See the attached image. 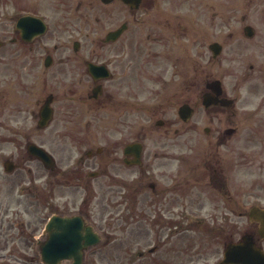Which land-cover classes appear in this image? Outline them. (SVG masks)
Segmentation results:
<instances>
[{
    "label": "flooded vegetation",
    "instance_id": "1",
    "mask_svg": "<svg viewBox=\"0 0 264 264\" xmlns=\"http://www.w3.org/2000/svg\"><path fill=\"white\" fill-rule=\"evenodd\" d=\"M159 3L101 1L115 20L107 31L92 24H99L102 18L98 15L92 20L94 8H86V0H18L16 16L12 20L6 16L0 36V187L11 193L17 190L19 201L13 211L9 205L0 207V235L5 237L0 240V250L8 247L10 237H27V248L34 244L39 254V242L50 218L72 215L68 203L64 207L57 205L59 177L89 185L90 197L83 200L77 213L87 223H91L90 207L98 198L95 184L104 188V177L109 178V183L128 189L129 194L120 197L122 201L130 198L135 219L142 216L138 197L143 199L140 192L146 186L147 220L155 229V245L148 249L151 255L185 229V171L192 162L198 173L197 182L205 181L217 190L226 188L227 203L232 200L233 141L259 143L264 131V123H255L264 117V99L259 106H250L264 87V64L259 68L252 62L260 56L264 63V0H194L187 15L183 0H167L168 5L162 7L163 17L157 12ZM79 12L82 15L72 21ZM187 58H193L195 65L194 78L189 83V92L195 98L182 104L192 107V118L182 122L191 124L197 134L183 137L182 128L174 136L163 134L159 136L163 139L160 151H149L145 159L143 146L139 157L133 146L138 142L136 126L132 130L139 85L149 83L152 92L166 96V101L171 93L184 92ZM162 59L174 66L171 75L168 65L163 73H153L159 69L155 62ZM233 62H250L237 77V94H242L243 89L250 99L245 106H236L238 95L236 100L221 102L231 94L217 72L223 73ZM226 63L225 69L222 64ZM257 72L261 79L254 75ZM153 74L159 76L152 77ZM218 79L223 82L220 96ZM206 94L217 104L204 106ZM166 101L155 106H169ZM46 106L51 119L44 125L42 112ZM75 110L84 111L82 118L74 116ZM62 112L65 115L60 120L58 115ZM85 113L88 117L83 118ZM251 123L257 132L242 136ZM181 142L194 143L190 156L175 151ZM31 146L45 151L50 161L46 163L31 154ZM59 152L68 155L63 161L69 157L64 171L59 166ZM17 170L33 175L31 179L10 182ZM31 196L34 201L26 203L25 198ZM261 199L258 195L257 200ZM21 207L34 210L33 225L29 221L27 226L23 223ZM229 211L231 207L225 212L226 225L232 223ZM247 217L248 225L240 239L231 232L227 234L228 243L247 236L264 250V219L251 220L249 213ZM165 234L168 235L164 237ZM138 253L139 259L145 255L143 251ZM34 263L40 264L35 259Z\"/></svg>",
    "mask_w": 264,
    "mask_h": 264
},
{
    "label": "rangeland",
    "instance_id": "2",
    "mask_svg": "<svg viewBox=\"0 0 264 264\" xmlns=\"http://www.w3.org/2000/svg\"><path fill=\"white\" fill-rule=\"evenodd\" d=\"M16 2H18V0H0V36L1 29H3V21L6 19V16L11 20L16 16L17 11H14ZM158 3V15L159 17H163L165 15L162 7L164 4L168 5L167 0H158ZM193 5L194 0H183L182 7H186V15L188 13L187 8ZM103 6L100 0H86L85 4L86 8H94V11L91 12V17L93 15L92 20H94V16L98 15L102 18L99 24L92 23L91 18L89 22L93 25L95 24L99 29H105L104 31H107L113 26L115 20L109 15V8ZM7 8L9 9L6 10ZM81 15L82 13L79 12L72 21H77ZM262 60L263 57L256 56L252 62L260 68L264 64ZM186 61V76L184 77L186 82L185 91L180 92V94L171 93L167 101L166 96L162 97L161 95L154 94L149 83L143 86L139 85L138 106L132 114V130L133 125L136 126L137 140L144 145L145 159L149 156V151L161 150L163 139L159 136L163 134L174 136L176 130H180V128H182L180 134L183 135V137H193L197 134L193 131V126L191 124H183L178 115L179 107L184 102H191V100L193 101L195 98V95L189 92V88L192 87L189 83L193 81L195 65L193 58H191V60L187 58ZM249 63L233 62L228 64V69L223 73L217 72V76L223 80L224 86L231 95H238L236 91L238 82L237 77L247 70ZM155 64L159 69H154L153 73H163L166 65H168L170 75L174 70V66L171 64L169 65L164 59L160 62L156 61ZM226 65L227 63L222 64L225 69L227 68ZM142 75L146 76V73ZM254 75L261 79L260 72ZM157 76L159 75H152V77ZM241 91L242 95H238L240 101H238L236 106L247 105V103H245L246 100L250 102V99H247L245 90L241 89ZM263 97L264 87L261 89L259 98L255 97L252 99L250 106H259L262 103ZM163 101H166L169 106H155L156 104H161ZM261 106H264V103ZM83 110L81 111L84 112ZM81 111L75 110L74 116L82 118ZM106 111L108 113L111 112L109 110ZM64 115L65 112L59 113L58 118L61 120L64 118ZM112 116L114 117V114H112ZM85 117H88L87 113H85L83 118ZM159 120L165 122L161 127L157 126ZM200 121L203 122L204 120L202 119ZM255 123L261 126V124L264 123V117H262L261 120H256ZM183 127L185 130H183ZM257 130L258 129L252 127L251 123L245 128V132L242 133V136H252ZM258 141L260 142L253 143L250 141L245 142L244 140H240V142L239 140L233 141L234 154L230 157L233 159V169L230 170V178L234 180L232 181V200L229 203H227L226 188L217 190L212 188L205 181H196L198 173L195 170L194 162H192L187 171H185L187 177L184 200L187 219L185 224H183L185 229L184 231H180V233H175L174 236L169 239V244L161 248L160 252L155 255L148 253V249L155 243L152 235L155 229L149 224L146 215L147 207L145 204V196L148 188L144 186L141 189L140 193H143V199L138 197V211L142 216L139 219H135L131 212L130 198L127 197L122 201L120 197L121 195L126 196L129 194L128 189L115 186L112 182L109 183L108 177H104L101 180L105 184L104 188L101 189L98 184H95V191L98 198L95 200L96 204L90 207L91 224H93L95 229L101 234L102 244L89 250L86 263L130 264L136 261L137 264H217L222 260L225 243L228 238L227 234L229 235L233 232L234 238L238 240L248 225V217L246 218V215L249 213L250 209L255 205L264 206V131L262 138L258 139ZM169 143H172V139L169 140ZM193 144L192 142H181L178 144L179 147L176 148L175 151L184 152L186 156H190V148L192 150ZM155 147H157V149H155ZM67 156L66 152L58 153L57 158L58 162H60L59 166L61 165L63 167V171L64 169L66 170L68 164L67 160L69 157L63 161ZM162 169V167H159V170ZM141 171L144 170H139V172ZM32 175L33 174L29 173L27 176L23 172L17 170L12 174V179L10 177V182H15L19 178L31 179ZM2 180L3 178L0 176V183ZM57 181L60 183L56 191L58 195L57 205L64 207L66 203H68L67 209L70 210V212H78L84 202L83 200L89 195V185L84 182L75 184L76 181L72 183L71 179L64 181L60 177ZM257 185H260L261 189H258ZM249 195H253L254 197L249 198ZM258 195H261L263 199L257 200ZM18 199L19 195L17 190L11 193L7 188L0 187V207L2 209L9 205L11 206V211H13V209L17 207L16 202L19 201ZM25 201L26 203L34 201V197L25 198ZM89 206L87 208H89ZM230 207L232 223L226 225L225 212L227 208L230 209ZM21 209L24 210L22 213L19 212L23 219V223L27 226L29 221L30 224L33 225L35 223L34 210L30 209L29 212L27 208L21 207ZM40 209L44 210L43 207ZM46 213V215H49L51 212L47 210ZM231 213L229 211V214ZM43 226L44 224L42 228ZM41 231L42 229L36 234H40ZM167 235L168 234H165L164 237ZM1 238L0 240L5 239V237ZM28 241L29 239L27 237L16 238L15 240H12L10 237L8 240V247L3 251L0 250V264H35L34 259L38 261V252L34 244L27 248ZM13 242L15 244H13ZM133 250L135 252H133ZM140 251L145 253L142 259H139L138 252ZM64 264L70 263L65 262Z\"/></svg>",
    "mask_w": 264,
    "mask_h": 264
},
{
    "label": "water",
    "instance_id": "3",
    "mask_svg": "<svg viewBox=\"0 0 264 264\" xmlns=\"http://www.w3.org/2000/svg\"><path fill=\"white\" fill-rule=\"evenodd\" d=\"M259 214L264 215V210ZM48 238L41 245V257L45 264H62L71 260L73 264H84L85 252L101 242L100 236L80 217L57 218L47 226ZM260 256V262L253 258ZM222 264H264V253L247 238L244 242L230 245Z\"/></svg>",
    "mask_w": 264,
    "mask_h": 264
}]
</instances>
